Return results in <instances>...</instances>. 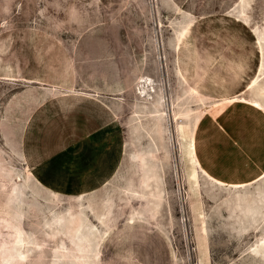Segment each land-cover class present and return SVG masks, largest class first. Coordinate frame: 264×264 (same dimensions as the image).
<instances>
[{
  "label": "rangeland",
  "instance_id": "374dc122",
  "mask_svg": "<svg viewBox=\"0 0 264 264\" xmlns=\"http://www.w3.org/2000/svg\"><path fill=\"white\" fill-rule=\"evenodd\" d=\"M0 264H264V0H0Z\"/></svg>",
  "mask_w": 264,
  "mask_h": 264
},
{
  "label": "bare ground",
  "instance_id": "6f19581e",
  "mask_svg": "<svg viewBox=\"0 0 264 264\" xmlns=\"http://www.w3.org/2000/svg\"><path fill=\"white\" fill-rule=\"evenodd\" d=\"M149 80V78H147V77H145V78H141V82H143L142 84H143V89H144V85L146 84V82ZM151 91V90H150ZM142 95H143V97H148L149 95H150V92H148V93H146L145 92V90H143L142 91V93H141ZM148 95V96H147ZM157 113H158V116H160L161 115V112H158L157 111ZM152 115H155V114H152ZM171 124V123H170ZM169 124V125H170ZM171 135V134H170Z\"/></svg>",
  "mask_w": 264,
  "mask_h": 264
},
{
  "label": "crops",
  "instance_id": "0c3cea01",
  "mask_svg": "<svg viewBox=\"0 0 264 264\" xmlns=\"http://www.w3.org/2000/svg\"><path fill=\"white\" fill-rule=\"evenodd\" d=\"M49 98V97H48ZM37 108V107H36ZM32 173V172H31ZM37 179V178H36ZM37 180H39V179H37ZM40 181V180H39ZM41 182V181H40ZM82 192V191H81Z\"/></svg>",
  "mask_w": 264,
  "mask_h": 264
}]
</instances>
